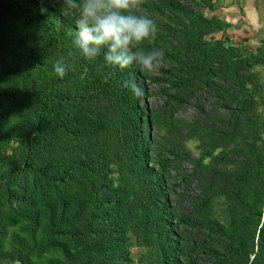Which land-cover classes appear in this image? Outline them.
<instances>
[{"label":"trees","instance_id":"trees-1","mask_svg":"<svg viewBox=\"0 0 264 264\" xmlns=\"http://www.w3.org/2000/svg\"><path fill=\"white\" fill-rule=\"evenodd\" d=\"M215 4L145 0L149 73L70 56L63 0H0V264H264V40Z\"/></svg>","mask_w":264,"mask_h":264},{"label":"clouds","instance_id":"clouds-1","mask_svg":"<svg viewBox=\"0 0 264 264\" xmlns=\"http://www.w3.org/2000/svg\"><path fill=\"white\" fill-rule=\"evenodd\" d=\"M145 0H63L76 10L75 35L71 41L74 52L87 60H93L103 52L109 66L121 70L133 65L153 73L162 66L163 49L145 51L141 45L151 42L157 34L155 22L139 14ZM55 73L63 77L67 65L63 60L54 64ZM123 87L133 95H142V88L135 80H125Z\"/></svg>","mask_w":264,"mask_h":264},{"label":"crops","instance_id":"crops-1","mask_svg":"<svg viewBox=\"0 0 264 264\" xmlns=\"http://www.w3.org/2000/svg\"><path fill=\"white\" fill-rule=\"evenodd\" d=\"M215 14L234 25L228 31L233 40L247 39L249 47H257L264 40V0H214ZM264 80V61L256 65Z\"/></svg>","mask_w":264,"mask_h":264},{"label":"rangeland","instance_id":"rangeland-1","mask_svg":"<svg viewBox=\"0 0 264 264\" xmlns=\"http://www.w3.org/2000/svg\"><path fill=\"white\" fill-rule=\"evenodd\" d=\"M161 100L158 97H149L147 99V103L149 105L150 108L156 107L160 104ZM200 102H202L200 100ZM195 103V99H191V104H187L185 106H183L177 113V116L179 117H183L187 120H191L195 117H198V111L194 105ZM205 106H207V103L204 104ZM191 151L193 153H195V151L193 149H191ZM182 168L184 169V172H188L189 171V167L186 165H183ZM176 181L178 182L179 186L177 187V190H181L184 186L186 187L187 191L189 193H194L197 191L195 185L193 184V182H189L187 184H185L182 180V178L180 177V175H178ZM181 206H185V203L183 201L180 202ZM133 252L138 251L137 247H133L132 248ZM141 264V263H139Z\"/></svg>","mask_w":264,"mask_h":264}]
</instances>
